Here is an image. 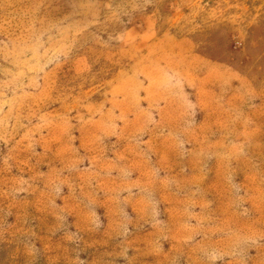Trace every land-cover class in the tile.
Segmentation results:
<instances>
[{"label":"rangeland","instance_id":"rangeland-1","mask_svg":"<svg viewBox=\"0 0 264 264\" xmlns=\"http://www.w3.org/2000/svg\"><path fill=\"white\" fill-rule=\"evenodd\" d=\"M0 264H264V0H0Z\"/></svg>","mask_w":264,"mask_h":264}]
</instances>
